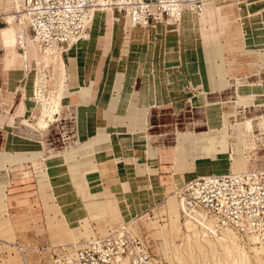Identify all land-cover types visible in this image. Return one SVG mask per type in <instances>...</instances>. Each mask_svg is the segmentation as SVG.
<instances>
[{
    "label": "rangeland",
    "instance_id": "obj_1",
    "mask_svg": "<svg viewBox=\"0 0 264 264\" xmlns=\"http://www.w3.org/2000/svg\"><path fill=\"white\" fill-rule=\"evenodd\" d=\"M17 1L0 0V28ZM218 5L208 43L183 38L180 15L130 28L113 9L71 45L33 55L28 44L19 88L0 103V264H52L60 247L118 232L149 264H264V244L208 232L179 203L196 177L264 170V0ZM110 20L121 27L112 53L86 51L93 29L112 36ZM81 45L78 71L68 52ZM133 99L141 120L113 129L128 125L121 107Z\"/></svg>",
    "mask_w": 264,
    "mask_h": 264
},
{
    "label": "built area",
    "instance_id": "obj_2",
    "mask_svg": "<svg viewBox=\"0 0 264 264\" xmlns=\"http://www.w3.org/2000/svg\"><path fill=\"white\" fill-rule=\"evenodd\" d=\"M209 1L24 0L23 16L16 18L20 26L18 48L25 52L28 37L43 52L80 40L92 14L102 6L114 7L134 26L146 27L164 15L168 18L184 10L201 11ZM179 198L184 213L211 221L217 232L235 231L264 244V170L199 176L182 186ZM134 240L118 232L81 247L63 246L54 251L52 264H149L146 252L138 255Z\"/></svg>",
    "mask_w": 264,
    "mask_h": 264
},
{
    "label": "crops",
    "instance_id": "obj_3",
    "mask_svg": "<svg viewBox=\"0 0 264 264\" xmlns=\"http://www.w3.org/2000/svg\"><path fill=\"white\" fill-rule=\"evenodd\" d=\"M222 1H226V0H214V1H209L205 4V8L211 4H214L213 2H217L218 4H221ZM221 9V8H220ZM205 11H202V13L200 14V16H198L199 14H194V13H188L185 12L182 16V20L180 23V32L182 34L183 38H189L192 37L195 34L198 35H202L203 39L205 40V42H209L210 39L212 40L214 38L213 35H211L209 33V37H204V34L206 35L208 33V31L205 28V24H201V18L203 16H210L209 17V22L211 23L212 20L214 19V17L217 15V13H212V14H208V13H204ZM207 12V11H206ZM113 14L112 11H107L106 12V16L103 15L102 13H100V11H98L97 13H94V15L97 14H101L102 17V21L106 22V19L108 21V15L109 14ZM110 14V16H111ZM116 14V13H115ZM93 15V16H94ZM119 15L116 14L115 18L118 17ZM125 21L129 24L130 28L135 27L133 24L130 23L129 19L126 18L125 16H123ZM199 18L200 20L197 22H195V19ZM202 26V27H201ZM3 27L0 28V103L2 104V100L3 98H7L10 96V91H16L17 88H19V81L17 80L18 75L21 74V70L23 68H25L23 66V62L21 60V58L18 55H14L17 54L15 47L13 46L11 40H9L7 38V36L3 33L2 30ZM120 26L119 25H115L113 23L112 26V36L109 38H105L104 39H96V36L93 32H95V30L93 29L91 31V36L87 41V45L86 46V51H91L90 49L93 48H107L110 49L111 48V53H112V49L114 48L113 44H115V42L113 40H111L113 38V36H116L120 30ZM2 30V31H1ZM84 42H82L83 44ZM207 43H205L207 45ZM78 44V43H76ZM122 43H120V53H121V49L123 48V45H121ZM119 46V45H117ZM17 48V47H16ZM83 45L78 46L77 49H71L69 50L68 54V63L70 65L71 68H74L75 70H78L84 67L85 64V58L86 56L84 55V61L83 60V55L82 53L85 52V54H87L86 51H83ZM8 51V54H6ZM83 51V52H82ZM82 52V53H81ZM81 53V55H80ZM209 55L211 57V54L209 52ZM101 53H100V59H101ZM99 59V61H101ZM105 61H103L102 63H104ZM82 63V64H81ZM14 75H16V77H14ZM105 87L103 86L101 88V91H99V95L100 97H104L108 92L105 91ZM141 102L140 99L137 100H127L125 103H123V106L121 107V111H126L128 110L129 114L126 117L127 121L129 122L128 125H117L114 123V128L117 131H122L123 133H127L130 132L131 130H133V127L131 125V123H133V120L138 121L141 117H142V113H143V109L139 108L137 106L138 103ZM142 103V102H141ZM115 103H113L112 105H114ZM126 106V107H125ZM143 105L141 104V107ZM115 107V105H114ZM113 109V108H112ZM106 117H99V125H106L107 124V120L105 119ZM141 120V119H140ZM105 121V122H104ZM155 143L157 145H162L163 143L157 139H154ZM3 193H0V198L3 199Z\"/></svg>",
    "mask_w": 264,
    "mask_h": 264
},
{
    "label": "bare ground",
    "instance_id": "obj_4",
    "mask_svg": "<svg viewBox=\"0 0 264 264\" xmlns=\"http://www.w3.org/2000/svg\"><path fill=\"white\" fill-rule=\"evenodd\" d=\"M14 1V0H13ZM17 1V0H16ZM19 1V0H18ZM18 1H17V3H16V6L18 7L21 3H18ZM22 1V5L20 6V7H16L17 9L14 11V12H12V13H8V12H6L5 14H6V18H8L9 19V21H10V23L8 24V25H6L5 27H3L2 28V30H3V33L7 36V38L9 39V40H11V42H12V44H13V46L15 47V44H16V47H17V49H18V40H17V36H18V34H19V29H20V26H19V24H18V21L16 20V18L20 15V16H23L22 15V8H23V1L24 0H21ZM211 1H214V0H211ZM207 3V2H206ZM205 3V4H206ZM205 4H203V8H202V11H205L204 13H210V14H212V13H216V9H218L220 6L217 4H212V5H209V6H207L206 8H205ZM100 10V13H102L103 15H105L106 16V12L107 11H111L112 10V12H113V9H114V11H116L117 13H119L118 12V10L117 9H115L114 7H109V6H102V7H100L99 8ZM110 9V10H109ZM207 11V12H206ZM218 11V10H217ZM98 12V11H97ZM8 13V14H7ZM94 13H96V12H94ZM94 13L92 14V16H91V18H90V21L88 22V25L90 24V22L92 21V19H93V15H94ZM114 13V12H113ZM185 12H183V13H181L180 14V18L183 16V14H184ZM188 13H194V14H197V13H195V12H188ZM126 17V16H125ZM209 17L210 16H203L202 18H201V24L203 23V24H206V23H208L209 22ZM127 18V17H126ZM179 18V19H180ZM200 19L199 18H196L195 19V22H197L198 23V21H199ZM106 21H107V19H106ZM130 21V20H129ZM109 24H110V26L112 27L113 26V22H111V20L108 22ZM130 23L131 24H133L131 21H130ZM134 25V24H133ZM88 27V26H87ZM90 27H92V25L90 26ZM202 27V26H201ZM1 30V31H2ZM91 30H92V28H91ZM94 33V32H93ZM204 37H209L208 36V33L205 35L204 34ZM29 41H33V40H28V44H29V46L31 45L32 47H31V52H32V54L34 55V48H35V45H38L35 41H33V43H31V42H29ZM78 41V40H77ZM35 42V43H34ZM74 42H76V41H72L69 45H71L72 43H74ZM28 44H27V46H26V48H25V52L24 53H22V54H19L20 55V58H21V60H23V66L24 67H26L28 64H29V62H30V58H29V54H28ZM15 47V48H16ZM38 47H39V45H38ZM30 51V50H29ZM42 54V53H41ZM14 55H16V54H14ZM33 55H32V57H33ZM54 111V110H53ZM45 125V121L43 120V122L41 123V126H44ZM240 172H242V171H240ZM235 173H238V172H235ZM222 174H224V173H222ZM180 203V202H179ZM180 206H181V203H180ZM199 214H201V213H199ZM202 223H204V224H206V225H208L209 227H203V229L204 230H206V231H208V232H211V229L210 228H212L214 231H216V233H217V230H216V227L212 224V222L211 221H209V220H203L202 221V219L200 220V224H202ZM226 231V230H225ZM222 232H224V231H222ZM221 232V233H222ZM212 233V232H211ZM228 234V233H227ZM224 243V242H223ZM22 248V247H21ZM227 249V248H226ZM20 250H23V248L22 249H20ZM228 250V249H227ZM24 258V257H23ZM192 260V259H191ZM25 261V260H24ZM23 263V262H22ZM24 264H27L26 262L24 263Z\"/></svg>",
    "mask_w": 264,
    "mask_h": 264
}]
</instances>
